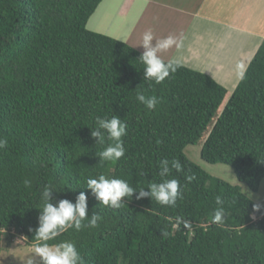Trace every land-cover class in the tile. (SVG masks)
I'll list each match as a JSON object with an SVG mask.
<instances>
[{"label": "trees", "instance_id": "trees-1", "mask_svg": "<svg viewBox=\"0 0 264 264\" xmlns=\"http://www.w3.org/2000/svg\"><path fill=\"white\" fill-rule=\"evenodd\" d=\"M103 2L0 0V137L8 140L0 149V264L6 233L29 246L42 243L35 230L46 186L54 205L65 199L75 204L84 192L87 219L102 217L96 228H71L48 242L74 243L81 264H264V209L254 213L255 201L240 187L209 175L185 154L188 146H203L205 162L231 167L240 183L259 192L264 42L230 99L211 76L183 65L156 84L145 80L142 52L88 30ZM137 93L160 103L149 110ZM113 116L127 126L126 151L107 161L98 153L115 141L105 133L98 144L91 131L97 118ZM163 159L179 160L182 171L169 164L162 178ZM100 175L123 179L137 191L119 209L103 206L86 183ZM172 178L183 187L175 207L136 198L139 189ZM217 195L227 213L220 224L212 222ZM177 216L188 226L173 228Z\"/></svg>", "mask_w": 264, "mask_h": 264}, {"label": "clouds", "instance_id": "clouds-1", "mask_svg": "<svg viewBox=\"0 0 264 264\" xmlns=\"http://www.w3.org/2000/svg\"><path fill=\"white\" fill-rule=\"evenodd\" d=\"M153 40L154 35L151 30L143 33L142 47L144 52L140 56V61L145 66L143 70L145 80L161 84L181 67V62L178 59L165 61L160 55L174 48L177 45V39L169 35L157 40L155 45H153ZM236 75L240 80L245 79L246 67L242 63L236 66ZM136 98L149 110H154L160 103L159 98L155 95L145 96L142 93H137ZM96 123L97 127L91 131V136L98 140V144H104L105 133L108 140L115 141L114 144H109L103 151L98 153L100 159L107 161L121 159L126 151L122 140V137L127 134L126 124L122 122L121 118L116 116L110 119L97 118ZM7 146L8 140L0 137V149H4ZM169 164L171 169H175L178 172L182 171V165L179 160L169 161L168 159H163L160 161L162 170L159 173L162 178L170 174ZM187 179L192 181L195 177L188 176ZM86 183L87 188L91 189L96 199L103 206L113 209L121 208L123 205L122 201L125 198H131L137 191L123 179H108L104 175H100L98 179L88 178ZM24 185L25 187H30L31 182L25 179ZM148 189L150 191H146L145 188L139 189V195L136 198L151 197L158 204L169 207H175L177 201L183 199V187L180 181L175 178L163 179L159 183H150ZM52 190L51 186H46L43 190L44 205L39 217V227L35 230V239L42 243L35 247V256L29 258L27 264H34L35 257H39L43 264H81V255L74 243L64 241L57 244H49L48 242L55 240L71 228H75L77 231L81 230L82 227L96 228L102 217L97 214L93 215L90 220L87 219L88 198L84 192L79 194L75 204L65 199L54 205L49 202ZM215 204L219 207L214 210L212 222L220 224L227 215L225 207H223L224 200L222 196H216ZM262 209H264V204L253 202L252 210L254 213H259ZM188 223L183 217L177 216L172 227L179 228L181 224L188 226ZM169 235L168 229L162 232V237L164 238L169 237Z\"/></svg>", "mask_w": 264, "mask_h": 264}, {"label": "rangeland", "instance_id": "rangeland-1", "mask_svg": "<svg viewBox=\"0 0 264 264\" xmlns=\"http://www.w3.org/2000/svg\"><path fill=\"white\" fill-rule=\"evenodd\" d=\"M253 1H256L257 5V13H255V9L253 8ZM226 2V1H225ZM221 3L227 4V3ZM242 3V4H241ZM238 5H241L239 9L241 12L237 10L235 14H228L226 10L219 11V20L224 21L223 23L229 24L231 21L233 23L241 25V26H248L250 30L257 31L255 35H252L253 39H248L242 35H237L235 33L230 34V32H223L220 35V42L223 44L222 48H219L218 56L219 59H225V64L228 65V69L234 70L235 74L232 80H229L230 72L228 70L218 69L219 67H214L212 64H202V63H195L194 61L197 59H193V65L186 66L194 71L201 72L207 74L204 70L211 71V76L214 80L224 86L228 92L229 97L231 98L233 92L237 88L239 82L241 81L236 75V66L238 64H243L247 67L249 62H251L257 55L261 45L264 42V0H250L249 1V11L246 10L247 2L243 1ZM220 7V4L212 5L209 3H204L203 11L205 14L206 12L212 11ZM226 6L224 5V8ZM142 8H147V3L143 2L142 0H104V2L100 5L95 15L91 18L87 28L88 30L99 33L118 41L127 43L125 41L124 35H128L132 33L133 29L136 25H138V14H140V10ZM168 13V14H167ZM251 15V16H248ZM154 20L155 23V30L157 34L154 35L153 45H155L156 41L159 39H163L169 36L171 33H174L178 30V26L180 25L179 17H175L170 12L158 13ZM146 19H144L145 21ZM143 24V23H142ZM141 24V26H142ZM148 25V22L146 23ZM160 25V26H159ZM151 24L146 28V30H151ZM146 27V26H142ZM206 26L202 27V30L206 29ZM212 28V29H210ZM208 32L211 30V33L218 34V29L215 26H208ZM145 30V29H144ZM143 29H139L138 32L134 33L135 36L141 38V45H142V36L145 32ZM116 31V33H115ZM152 31V30H151ZM153 32V31H152ZM261 35H260V34ZM130 37V36H129ZM255 43L254 49L249 51L250 45ZM132 45L133 42H131ZM257 44V45H256ZM142 47V46H141ZM143 48V47H142ZM144 50V49H143ZM245 55L244 61L241 60L243 58V54ZM168 54V53H166ZM160 55H163L162 53ZM241 57V58H239ZM199 60V59H197ZM196 60V61H197ZM195 63V64H194ZM182 65V64H181ZM184 66V65H183ZM228 102V100H227ZM226 102V103H227ZM226 106V104H225ZM224 107L219 113V116L216 118V121L223 113ZM215 121V123H216ZM208 137V136H207ZM203 146H188L185 149L186 156L195 164L200 166L205 172L209 175L221 179L232 186H238L242 189V192L251 200L255 202H259L264 204V180L261 184L260 190L257 193L252 192L245 184L240 183L237 179V176L234 173V170L226 165H211L205 162L202 159L201 152ZM256 219V217H254ZM2 254H1V264H27V260L31 257L35 256V247L29 246L26 240L20 236L12 237L11 234L6 233L2 239ZM41 259L39 257H35L34 264H39Z\"/></svg>", "mask_w": 264, "mask_h": 264}, {"label": "crops", "instance_id": "crops-1", "mask_svg": "<svg viewBox=\"0 0 264 264\" xmlns=\"http://www.w3.org/2000/svg\"><path fill=\"white\" fill-rule=\"evenodd\" d=\"M144 3H147V8H142L140 10V14H138V25L135 26L132 33L128 35H124L125 41H128L127 44L135 48L136 50L140 52H144L143 48L141 47V38L135 36V32L137 33L138 30L145 29L151 24L150 26L151 30L153 31V34H157L154 32L155 23L154 20L156 15L158 13H164V12H170L175 17H179L180 25L178 26V30L174 33H171V36H174L177 39V45L169 50L168 52L162 53L161 55L165 61L171 60V59H178L182 65L184 66H191L193 65V59H199L195 60V63H202V64H212L214 67H219L218 69L228 70L230 72V76L228 77L229 80H232L234 77V70H231V68L228 69L229 64H225V59L220 60L218 56L219 48L223 47V44L220 42V35L223 32H230V34L235 33L237 35H242L244 37H247L249 40L253 39L252 35H255L257 31L250 30L248 26H241L238 24L231 23L225 24L224 21L219 20V11L226 10V13L228 14H235L237 10L241 12L240 4L243 1L247 2L246 10H248V13L250 14L249 8V1L250 0H142ZM226 1V2H225ZM211 3L212 5L220 4V7H217L212 11L206 12L205 14L203 11L204 3ZM227 3L221 5V3ZM242 4V3H241ZM224 5L226 6L224 8ZM253 8L255 9V13H257V7L260 6L257 5L256 1H253L252 3ZM168 14V13H167ZM248 16H251L249 15ZM144 19H146L144 21ZM148 22V25L146 23ZM143 23V24H142ZM146 26L142 27L141 26ZM160 26V25H159ZM206 26H215L218 29V34L211 33V30L204 29L202 30V27ZM212 29V28H210ZM116 33V31H115ZM260 34V33H259ZM261 35V34H260ZM133 42L134 45L131 44ZM257 45V44H256ZM255 46V43L253 42L252 45H250L249 51L253 50ZM168 53V54H166ZM245 53L243 54V58H241L242 61L245 58ZM194 63V64H195ZM250 63V62H249ZM216 65V66H215ZM249 64L247 65L246 69L248 68ZM205 71L207 74L211 75V71L208 70H202Z\"/></svg>", "mask_w": 264, "mask_h": 264}]
</instances>
